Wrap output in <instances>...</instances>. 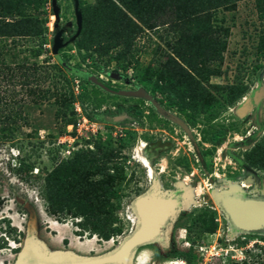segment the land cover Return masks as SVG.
<instances>
[{
  "label": "rangeland",
  "instance_id": "obj_1",
  "mask_svg": "<svg viewBox=\"0 0 264 264\" xmlns=\"http://www.w3.org/2000/svg\"><path fill=\"white\" fill-rule=\"evenodd\" d=\"M93 2L78 0L79 5ZM56 4L57 26L51 0L43 1L36 10L23 9L22 15L42 20V35L0 37V264H14L29 230L48 251L93 256L114 249L134 228L133 200L152 186L175 193L180 205L168 223L165 243L140 247L135 264L184 259L177 252L190 245L196 258L200 247H208L201 264H264V229H233L215 199L224 191L264 199V169L250 164L252 150L264 136V44L260 41L264 21L257 16L256 0H239L230 10H215L214 24L219 25L221 19L229 35L219 33L227 42L222 62H208L207 66L219 67L220 73L201 81L204 99L200 107L187 91L179 94L186 83L172 81L166 73L157 76L178 36L170 31L175 21L170 12L161 14L155 27L136 37L125 58L116 59L119 47L97 56L78 53L74 41L53 54L55 32L62 29L65 42L76 31L73 0H56ZM58 58L80 65L75 71L82 77L72 82L76 98L65 112L68 117L73 109L75 124L66 125L57 115L55 97H40L44 89L52 92L54 81L63 82L62 76H51L58 73L54 67ZM60 64L70 77L66 63ZM35 65L40 66L37 75L50 76L38 81L31 75ZM236 84L244 85L245 91L228 102V89L221 86ZM111 90H142L148 97ZM87 139L117 150L108 165L123 169L124 177L116 182L113 198L119 205L115 214L121 233L109 240L88 232L78 236L80 218L46 211L45 174L74 151L94 149L93 144L85 143ZM140 159L149 164L151 180ZM203 216L213 218L217 224L214 232L199 231ZM8 227L14 230L8 233ZM60 231L63 234L58 237ZM74 236L78 242L92 236L96 239L90 249L76 248L70 244ZM210 246L213 252L208 253ZM212 253L216 254L210 256Z\"/></svg>",
  "mask_w": 264,
  "mask_h": 264
},
{
  "label": "trees",
  "instance_id": "obj_2",
  "mask_svg": "<svg viewBox=\"0 0 264 264\" xmlns=\"http://www.w3.org/2000/svg\"><path fill=\"white\" fill-rule=\"evenodd\" d=\"M43 1L45 0H0V37L42 35L45 32L42 20L22 13L25 8L38 9ZM237 1L239 0H94L93 3L79 5L82 27L74 45L78 53L94 52L97 56L106 55L110 49L119 47L115 53L116 59L125 58L136 37L144 29L155 27L161 14L170 12L175 19L170 24V31L178 36L170 46L171 53L167 55L165 68L157 76L166 73L172 81L186 83L179 94H186L187 91L186 95L200 107L204 99L201 81H207L210 75L220 73L219 67L211 68L207 63L222 62L227 45L224 37L229 35V29L222 27L221 19L217 21L219 25L214 24L215 10L221 7L230 10ZM256 3L257 16L264 21V0H256ZM220 31L224 37L219 35ZM260 41L264 44V37ZM60 63H66L67 71L72 74L70 77ZM54 67L58 73L51 76H62L63 82L58 84L54 81L52 92L44 89L40 91V97H55L59 106L57 115L66 125L75 124L73 109L69 111L68 117L65 112L76 98L72 82L75 77H82L75 71L80 65H69L66 60L58 58ZM39 68V65H35L31 73L38 81L50 76L49 73H46V77L39 73L37 75ZM221 88L228 89V102L245 91L244 85L237 84L222 85ZM85 143L93 144L94 149L74 151L72 157L61 159L45 174L43 190L46 211L51 215L80 218L76 222L82 230L75 231L78 236L88 232L99 239L109 240L121 233L120 227L116 225L118 217L115 214L119 205L113 198L116 182L124 177L123 169L118 165H108L116 157L117 150L102 146L92 139L85 140ZM251 156L250 164L264 169V136L254 146ZM96 174L101 175L100 178L95 179L93 176ZM199 220L202 225L200 232L215 231L217 224L211 216L208 219L203 216ZM11 230L14 229L8 227L6 231L10 233ZM193 250L190 245L180 249L177 255L193 262L197 260Z\"/></svg>",
  "mask_w": 264,
  "mask_h": 264
},
{
  "label": "water",
  "instance_id": "obj_3",
  "mask_svg": "<svg viewBox=\"0 0 264 264\" xmlns=\"http://www.w3.org/2000/svg\"><path fill=\"white\" fill-rule=\"evenodd\" d=\"M54 14V26L58 25L59 15L56 0H51ZM73 9L76 22V31L73 36L63 42V30H57L52 40V53L57 54L59 48L72 42L79 35L82 26V15L79 10L78 0H73ZM91 80L101 85L95 78ZM112 91V90H111ZM122 95H135L148 97L142 90L137 91H112ZM156 199L175 203L168 207L165 212L157 215L155 222L150 223L144 211L147 199L150 196ZM223 210L230 227L237 231L250 232L264 229V199L245 197L235 191H224L215 197ZM146 201V202H145ZM170 202V201H169ZM179 201L173 192H161L157 187L152 186L144 194L137 196L132 202V211L136 217L134 228L129 235L112 250L100 255H81L71 251H48L45 246L35 240L30 230L25 242L18 252L14 264H135V254L140 247L149 243H165L166 231L178 211Z\"/></svg>",
  "mask_w": 264,
  "mask_h": 264
},
{
  "label": "bare ground",
  "instance_id": "obj_4",
  "mask_svg": "<svg viewBox=\"0 0 264 264\" xmlns=\"http://www.w3.org/2000/svg\"><path fill=\"white\" fill-rule=\"evenodd\" d=\"M139 162L142 163V165L147 169V176L149 177V179L151 180L153 178V172L149 166V164L143 159V160H139ZM152 183V182H151ZM148 201L146 202V205L144 206V211L145 213L147 214V219L150 223H153L155 222L156 218H157V215L165 212V210H167V208L170 206L172 207V205L174 204V201L171 202V200L169 201H165V200H159V199H156L155 196H150V199L148 198L147 199ZM167 232V231H166ZM63 232L60 231L59 232V236H62ZM77 237L74 236L73 238H71V242L70 244H72L73 246H75L77 248V246L79 245L80 248H88L89 249L93 246L94 244V240L96 239L94 236H92L91 238H86L85 241H81L79 240V242L76 240ZM143 255V254H142ZM138 259H142L141 255H138ZM174 262H172L171 260L170 261H167V262H163V263H160V264H173ZM175 264V263H174Z\"/></svg>",
  "mask_w": 264,
  "mask_h": 264
},
{
  "label": "built area",
  "instance_id": "obj_5",
  "mask_svg": "<svg viewBox=\"0 0 264 264\" xmlns=\"http://www.w3.org/2000/svg\"><path fill=\"white\" fill-rule=\"evenodd\" d=\"M186 243H187V242H186ZM207 248H208L207 246H206V248H204V247H200V248H199V250H198V254H197V258H198L199 260H198L197 262H189V261H187V260H185V259L171 260V261L174 262L175 264H201V263H200L201 256L204 257ZM213 248H215V246H214ZM211 249H212V247L210 246V247H209V250H208L207 252H208V253L211 252V251H212ZM196 252H197V250H196ZM212 252H213V251H212ZM214 254H216V253H214ZM214 254L212 253L210 256H212V255H214ZM235 262H237V261H235ZM174 263H173V264H174ZM225 264H228V263L226 262Z\"/></svg>",
  "mask_w": 264,
  "mask_h": 264
},
{
  "label": "flooded vegetation",
  "instance_id": "obj_6",
  "mask_svg": "<svg viewBox=\"0 0 264 264\" xmlns=\"http://www.w3.org/2000/svg\"><path fill=\"white\" fill-rule=\"evenodd\" d=\"M103 82V81H102ZM259 106V105H258Z\"/></svg>",
  "mask_w": 264,
  "mask_h": 264
}]
</instances>
